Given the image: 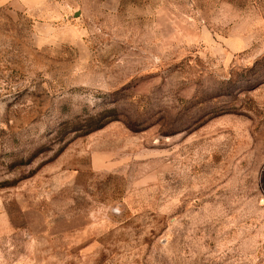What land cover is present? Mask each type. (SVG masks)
I'll return each mask as SVG.
<instances>
[{
	"label": "rangeland",
	"instance_id": "obj_1",
	"mask_svg": "<svg viewBox=\"0 0 264 264\" xmlns=\"http://www.w3.org/2000/svg\"><path fill=\"white\" fill-rule=\"evenodd\" d=\"M0 264H264V0H0Z\"/></svg>",
	"mask_w": 264,
	"mask_h": 264
}]
</instances>
